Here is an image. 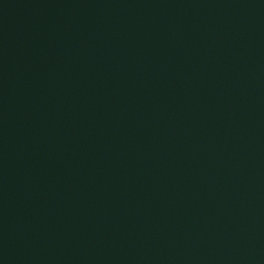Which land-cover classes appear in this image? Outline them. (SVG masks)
<instances>
[{
	"label": "water",
	"instance_id": "95a60500",
	"mask_svg": "<svg viewBox=\"0 0 264 264\" xmlns=\"http://www.w3.org/2000/svg\"><path fill=\"white\" fill-rule=\"evenodd\" d=\"M0 264H264V0H0Z\"/></svg>",
	"mask_w": 264,
	"mask_h": 264
}]
</instances>
